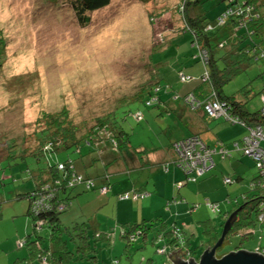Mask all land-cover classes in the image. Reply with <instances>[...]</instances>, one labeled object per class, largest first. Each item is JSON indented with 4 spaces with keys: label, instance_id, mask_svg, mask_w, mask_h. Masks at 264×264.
Listing matches in <instances>:
<instances>
[{
    "label": "rangeland",
    "instance_id": "1",
    "mask_svg": "<svg viewBox=\"0 0 264 264\" xmlns=\"http://www.w3.org/2000/svg\"><path fill=\"white\" fill-rule=\"evenodd\" d=\"M254 1L260 5L261 13H264V0ZM62 2L63 0H0V38L6 42L4 53L0 55V153L8 150L6 146L10 141L23 144L24 137L37 129L36 123L43 117V111H56L65 106L77 120L89 117L92 111L101 115L119 106L116 110L119 119L130 135V145L136 149L155 151L170 148L173 141L185 133L189 134L190 129L182 123L185 120L181 121L179 114L174 111L178 107L185 109V105L181 101L177 106L173 100L174 93H188L195 86V83L183 84L175 78L177 68L183 67L184 63L189 64L193 53L197 52L191 45L189 35L181 31L185 25L178 8L183 5V0H157L151 11L139 0H111L107 7L91 13L90 22L85 26L77 22L71 8ZM224 6L227 7L226 2L207 0L204 9L207 10L209 19L215 20ZM163 42L164 49L157 50ZM151 56L154 65L161 63L158 68L161 69L159 78L168 80L176 91H173V87L169 91L168 88H157L154 94L164 93L165 103L150 108L131 100L121 105L138 83L148 81L149 77L154 80L153 70L149 68ZM193 63L195 65L194 61ZM194 65L189 64L190 67L185 71L198 77L203 67ZM172 71L175 72L171 73ZM165 81L163 85L166 84ZM246 85H253L257 90L264 88L262 61H252L245 72L225 86V92L231 95ZM262 105V97L256 95L249 101L247 108L256 111ZM128 109L142 110L144 120L137 122L132 115L123 116ZM218 122L220 121L216 123ZM99 139L105 141L106 133L101 134ZM30 143L31 141H26L22 148H28ZM104 156L103 153L102 157ZM137 156L144 159L143 153ZM1 160L0 264H46L39 256L30 254L32 247L26 246L21 250L16 247V242L27 235L33 224L32 219L27 216L28 200L21 198L23 192L17 193L19 188H32L30 184L23 183L25 178L22 172L26 171L27 164L19 163L11 168L8 161ZM27 163L30 169H36L45 163V159L38 162L28 156ZM258 173V169L251 163L246 170V182L250 183ZM82 175L86 176L83 172ZM215 179L218 180L219 177ZM220 181L223 182L222 179ZM223 188L234 195L231 205L228 201H225L228 205L223 204L224 208L227 205L228 210L232 211L234 203L244 201L243 188L238 183ZM79 190L84 189L81 187ZM86 193L89 192L81 191L80 194ZM73 204L71 211L61 215V223L66 229L61 234L62 244L69 251L66 255L67 264L168 262L167 256L160 253L158 255L157 247L161 246V239L154 243L146 239L141 247L142 240L131 241L127 225L129 223H124V228L116 227L110 236L105 235L108 234L105 233L107 231L96 230L91 220L86 218L93 207H85V215L74 209L79 205L77 200H73ZM262 217L263 212L259 218L254 213L249 224L245 221L243 232H252L247 240L236 236V228L232 231L231 228L226 229V221L219 222L218 227L214 226V237L222 240L225 236V242L231 241L227 250L240 248L254 251L264 248ZM103 219L104 216L100 217V220ZM241 226L242 224L238 225L236 230L239 231ZM122 229L128 233L127 236L123 237ZM227 232H230L229 235ZM97 233L102 236L98 238ZM201 234L203 235L202 231ZM201 234L198 236L200 240ZM82 236L86 242L82 241ZM137 236L139 234L132 235V239ZM193 240L196 241V238ZM42 244L44 246V240ZM181 246L182 243L177 244L176 248ZM203 253L195 254V264H199L198 259ZM182 255L188 256L187 251L181 249L178 256Z\"/></svg>",
    "mask_w": 264,
    "mask_h": 264
},
{
    "label": "trees",
    "instance_id": "2",
    "mask_svg": "<svg viewBox=\"0 0 264 264\" xmlns=\"http://www.w3.org/2000/svg\"><path fill=\"white\" fill-rule=\"evenodd\" d=\"M156 1L139 0L150 11L155 7ZM206 1L183 0V5L178 8L185 25L181 31L189 35L193 49H197L189 64L194 65V61V66H202L203 70L198 77H195L185 71L186 68L190 67L189 64L184 63L183 67H178L175 76L177 81L183 84L195 83V86L188 93H174L173 100L176 101L177 106L183 101L186 105L184 111L189 108V110L194 109L196 112L202 113V122L211 125L210 127L214 129L218 128L216 122L220 121L229 126L232 125L231 127L237 126L242 130V133L230 142L220 137L219 143L211 145L203 140L198 133L192 135V129L184 124L190 129L191 134L189 137L171 143L173 152H176L173 170H179L184 174L183 181H180L183 183L182 186L191 187L194 183L215 177L222 179L225 185L223 187L238 183L240 188H243L244 202L239 203L238 201L239 204L235 205L234 209L245 204L239 221L244 226L245 221L246 224H249L253 220L254 213L258 215V218L262 212L264 213V158L256 159L252 155L246 154L250 149L251 141L254 140L258 141L259 148L264 151V140L255 135L258 132L264 135V88L257 90L253 85L252 87L246 85L228 95L225 92V86L245 72L252 61L256 63L262 61L264 65V13H261L260 5L254 0H220V3L226 2L227 7L224 6L217 18L211 20L207 10L204 9ZM62 3L71 8L77 22L81 26H85L90 22L91 13L107 7L111 0H63ZM153 19L151 16L152 21ZM5 43L0 38V55L4 53ZM163 45H165L164 42ZM152 56L149 59V68L153 70L154 80L149 77L148 81L144 80V82L138 83L133 88L131 95L123 99L125 102L123 101L121 105L127 103L128 100L138 101L148 108L165 103L163 101L164 93H154L157 88H168L169 91L173 86L168 80L159 78L161 69H155L160 68V66L154 65ZM1 65L0 61V72ZM163 81L166 82L165 85L162 84ZM173 91H176V88L173 87ZM256 95L262 97L263 105L259 110L250 111L247 105ZM212 103L223 106L222 109L225 113L219 117L210 116L208 106ZM118 107L109 112H103L101 115L94 114L92 111L89 117L84 116L79 120L66 106L56 111H43V117L36 123L37 129L22 140L31 141L29 149L22 148L25 146V142L19 144L17 141H10L6 146L8 150L3 154L0 153V166H2L1 159L8 161L11 168L19 163L27 164L26 171L22 173L25 175V179L33 184L32 190L25 194V198L29 201L27 216L32 219L33 224L32 235L24 238V240L26 241L25 247H32L33 251L30 253L32 256L37 255L40 260L46 259L48 264L68 263L66 255L69 254V251H66L62 244L61 234L65 233L66 229L61 223V215L66 211H71L73 200L81 195L77 192L79 188H84L86 192L97 191L87 188L85 181L94 179L80 175L81 171L79 172L78 168L82 169L81 158L84 160L87 154L99 152L98 143L101 134L106 133L107 140L121 156L128 152L134 153L136 157H139L137 156L139 153L150 154L151 151L146 148L136 149L130 145V135L124 130L118 111H116ZM174 111L176 112V108ZM176 113L179 114L181 120L183 115L179 111ZM128 115H132L137 122H142L145 118L144 112L140 109H128L123 116ZM253 135H255L254 138ZM187 139L200 140L201 142H197L196 152L201 156L206 155V158H201L202 163L193 169L186 165L184 157L180 156L176 150L177 144ZM75 153L80 155L79 158L74 159ZM28 156L35 158L38 162H43L44 158L45 163L36 169H30L27 163ZM192 157L193 160L196 159L195 155ZM85 161L87 160L85 159ZM95 162H91V165ZM189 163L191 164V161ZM251 163L254 164L259 173L249 184H246V181L242 182V178ZM60 166L62 167L60 168ZM198 169L203 172L199 174ZM103 189L108 192L110 185H104L99 193ZM75 192L77 193L75 194ZM123 196L125 194H120L117 198L121 200ZM36 199L45 201L44 208L39 213L33 211ZM201 200L189 205L188 211L193 212L195 208L201 207L204 203L208 207L217 202H211L209 199L207 201L204 198ZM149 223L151 222L146 221L128 226L132 242L142 240L141 247L145 244L146 239L153 231H151L152 228ZM183 230H185L183 226H173L170 231L169 229L166 231L167 236L172 238L169 247L175 248L177 244L182 243L180 248L187 251L188 256L186 257L196 260L194 256H196L195 254L198 255L199 252H204L203 246H200L199 241L194 245L190 240L187 241ZM45 232H48L46 236H40V234L44 235ZM122 233L123 237L128 234L124 229H122ZM110 234L113 233L105 235L110 236ZM137 234L139 236L133 240L132 235ZM101 236L97 233L98 238ZM164 238L163 234L158 233V237H155L154 241L164 240ZM81 239L86 242L83 236ZM43 240L49 244L47 247L43 246ZM16 247L19 249L18 242H16ZM164 248L158 249L160 251ZM37 251L38 253H36Z\"/></svg>",
    "mask_w": 264,
    "mask_h": 264
},
{
    "label": "crops",
    "instance_id": "3",
    "mask_svg": "<svg viewBox=\"0 0 264 264\" xmlns=\"http://www.w3.org/2000/svg\"><path fill=\"white\" fill-rule=\"evenodd\" d=\"M163 49L164 45H160V47L157 48V50ZM154 51L155 49L152 50V52ZM159 65H161V63H158V66ZM178 111L183 115L181 121L185 120L182 123L185 125L187 124L188 127L192 129V135L198 133L203 140L211 145H215L220 137L230 142L232 139L235 140L238 138L242 133V130L237 126L231 127L232 125L229 126L223 122L217 123L218 128L214 129L210 127L211 125H206L202 122V113L196 112L194 109L189 110L188 108L187 111H184L183 108H176V112ZM182 123L180 125H182ZM190 134V132L189 134L185 133L181 138L175 141L189 137ZM99 143L98 151L100 154L96 153L97 157H95V154H87L85 158L87 161L81 158L80 161L82 165H80L86 177L94 179L99 186L110 185V189L106 193L94 191L84 195L81 194L75 199L79 205L74 207V209L82 211L85 215L84 208L93 207L90 214L86 215V218L91 220L96 230L103 229L107 231L105 233H113L116 227L124 228V223H129L127 225H131L149 221L152 223L150 226L152 228L151 231H153L148 241L154 243V238L156 236L158 237V233L163 234L165 237L164 240L161 239L160 247H167V252L163 254L168 258L166 264L171 263L172 260L176 261L175 259L179 258L178 253L181 250V248L169 247L172 238L167 236L166 231L168 229L170 231L173 226H183L186 230H183L185 232V239L187 241L190 240L193 245L199 241L200 246H203L202 250L204 252L208 248L211 249L219 244L221 239L219 240L217 237H214L216 231L214 226L218 227L221 221H226V225L227 216L231 211L228 210V204L225 201H228L231 205L234 200V195H232L230 191L224 190L223 186L225 185L224 182L220 181L221 178L218 180L215 178L202 180L201 182L194 183L191 187L182 186L183 183L180 181H183L184 174L179 170H173L176 152L174 153L171 147L151 151L150 154H144V159L141 160L132 152H128L121 156L107 139L103 142L99 141ZM86 153H88V151H86ZM103 153L105 154L104 157H102ZM79 156L80 155L77 153L73 155L74 159L79 158ZM93 161L96 162L91 165ZM78 170L79 172L81 171L79 168ZM23 177L25 178L24 174ZM244 181H246L245 175L242 178V182ZM23 183L33 186V184L26 179ZM246 184L249 183L246 182ZM31 190H21V188H19L17 193L20 194L23 192L24 195H22L21 198H25V194H28ZM137 190L141 193H146V197L140 200L127 201L117 198L120 194H129L133 191L138 192ZM81 191L86 192V190H79L78 192L81 193ZM249 195L250 194H248V196ZM202 198L206 200L209 199L211 202L217 201L218 203L216 202L214 204L218 205L219 212H214L211 207L212 204L207 207L206 203L201 207L195 208L193 212L188 211L189 205L202 201ZM174 200H176L177 204L173 203ZM243 202V200L239 201V203ZM239 203H234L232 207ZM223 204H227L225 205L226 209ZM103 216L104 219L100 220V217ZM239 232L240 236H236L246 240L252 233L249 230V233L245 234L243 232V226H241ZM199 234H201V240L198 237ZM30 235H32V229L28 230L24 238ZM43 236L46 235L44 234ZM193 238H196V241H194ZM225 240L226 239H224L222 245L219 246V248L223 250L218 254L216 252V256L219 258L224 257L235 249L227 250V247H230L231 241L225 242ZM46 243L47 241H45V247L49 245ZM256 250H264V248H257ZM157 251H159V249H157Z\"/></svg>",
    "mask_w": 264,
    "mask_h": 264
},
{
    "label": "built area",
    "instance_id": "4",
    "mask_svg": "<svg viewBox=\"0 0 264 264\" xmlns=\"http://www.w3.org/2000/svg\"><path fill=\"white\" fill-rule=\"evenodd\" d=\"M222 107L223 106H219L216 103L210 104L208 106V112H209L210 116L219 117V116L223 115L225 112L223 111ZM255 135L257 138L264 140V135L262 133L258 132ZM255 135H253V138ZM198 141L201 142L200 140H197V139H187L185 141H181L176 146V150H177L178 154L180 156L184 157V162L191 169L196 168L197 166H199L202 163L201 158H206V155L201 156L199 153L196 152ZM250 144H251L250 149L246 152V154L252 155L256 159H263L264 158V151H262V149L259 148L258 141H256V140L251 141ZM200 152H203V150H200ZM192 155L196 156L195 160H193ZM189 161H191V164L189 163ZM61 167L62 166H60V168ZM197 171L199 174H201L203 172L201 169H198ZM86 185H87L88 189H93L95 187V184L92 181H87ZM144 197H145V195L135 194L133 198L135 200V199H142ZM128 198H129V195H125L122 197V199H128ZM44 202H45L44 200L36 199V203L34 202L35 204L33 206L34 213H39L41 211V209L44 208ZM133 239H134V237H133ZM160 252L163 253L164 249H161ZM256 253L264 255L263 250H257Z\"/></svg>",
    "mask_w": 264,
    "mask_h": 264
},
{
    "label": "water",
    "instance_id": "5",
    "mask_svg": "<svg viewBox=\"0 0 264 264\" xmlns=\"http://www.w3.org/2000/svg\"><path fill=\"white\" fill-rule=\"evenodd\" d=\"M241 209L242 208H239V211ZM234 215H237V212H235ZM230 220H228L225 225L226 229L231 228ZM224 238L225 236L222 238V240H220L219 244L214 249H212V251H207L204 255L201 256V261L199 264H264V255L258 254L255 251L251 252L242 249H239L237 252L229 253L228 255H225L221 258L217 257L215 252H217V248L222 245ZM174 264L188 263L183 261L182 259H178L174 262Z\"/></svg>",
    "mask_w": 264,
    "mask_h": 264
},
{
    "label": "flooded vegetation",
    "instance_id": "6",
    "mask_svg": "<svg viewBox=\"0 0 264 264\" xmlns=\"http://www.w3.org/2000/svg\"><path fill=\"white\" fill-rule=\"evenodd\" d=\"M244 206H245V204L244 205H242L241 207L240 206H237V208H235V209H233L229 214H228V216H227V221L228 220H230L231 221V225H232V228H231V231H232V229L233 228H236L237 229V227H238V225H240L241 223H239V221H240V216H241V214H242V211H243V209H244ZM239 208H242L240 211H239ZM263 210H264V208H263ZM235 212H237V215H234V213ZM263 219H264V217H262ZM235 229V234L236 235H239L240 236V232L239 231H237ZM230 231V232H231ZM229 232V233H230ZM229 233H228V235H229ZM25 244H26V241L24 240V239H22V240H20L19 242H18V248L19 249H24L25 248ZM215 247H213V248H211V249H208V250H206L205 252H207V251H212V249H214ZM50 249H51V247H50ZM222 248H217V254L220 252V250H221ZM205 252L203 253V255L205 254ZM233 251H230L229 253H232ZM216 253V252H215ZM228 253V254H229ZM227 254V255H228ZM183 256H185V255H183ZM190 257H188L187 259V263L188 264H191V263H196V261L194 260V259H189ZM176 260V259H175ZM199 260V262L201 261L200 259H198ZM42 261H44L45 263H47V260L46 259H43ZM172 262H173V260H172Z\"/></svg>",
    "mask_w": 264,
    "mask_h": 264
},
{
    "label": "clouds",
    "instance_id": "7",
    "mask_svg": "<svg viewBox=\"0 0 264 264\" xmlns=\"http://www.w3.org/2000/svg\"><path fill=\"white\" fill-rule=\"evenodd\" d=\"M80 175H82V174H80ZM82 178V177H81ZM89 181H92L94 184H95V187L92 189V190H97V192H99V190L100 189H102V188H104V185L103 186H99L98 184H97V182L95 181V180H89ZM86 182L87 181H85V184H86ZM99 187H100V189H99ZM138 191V190H137ZM101 192H105L106 193V189H103V190H101ZM135 194H140V195H145V197H146V193H141V192H136V191H133V192H131V193H129V194H125V195H129V198L128 199H122L121 198V200H134V195ZM144 197V198H145ZM143 199V198H142ZM135 200H140V199H135ZM173 203L174 204H177V202H176V200H174L173 201ZM211 207H212V209H213V211L214 212H219V207H218V205L217 204H212L211 205ZM236 249V250H235ZM234 250H233V252H237L240 248H235ZM264 251V250H263ZM160 252V251H159ZM167 252V248L165 247L164 248V252L163 253H160V254H165ZM251 252H254V251H251ZM256 252V251H255ZM187 258L188 257H186V256H179V258L178 259H182L183 261H185V262H187ZM178 259H176V261L178 260ZM200 260H201V258H200ZM174 260H173V262H171V263H169V264H174ZM200 263V262H199ZM166 264V263H165Z\"/></svg>",
    "mask_w": 264,
    "mask_h": 264
},
{
    "label": "bare ground",
    "instance_id": "8",
    "mask_svg": "<svg viewBox=\"0 0 264 264\" xmlns=\"http://www.w3.org/2000/svg\"><path fill=\"white\" fill-rule=\"evenodd\" d=\"M100 189V188H99Z\"/></svg>",
    "mask_w": 264,
    "mask_h": 264
}]
</instances>
